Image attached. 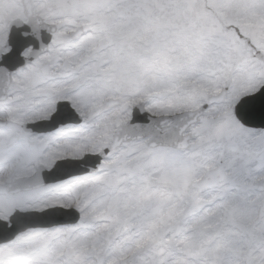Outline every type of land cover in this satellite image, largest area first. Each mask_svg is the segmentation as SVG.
Masks as SVG:
<instances>
[{
	"label": "snow or ice",
	"instance_id": "6c2138e0",
	"mask_svg": "<svg viewBox=\"0 0 264 264\" xmlns=\"http://www.w3.org/2000/svg\"><path fill=\"white\" fill-rule=\"evenodd\" d=\"M20 23L0 264H264V0H0V57Z\"/></svg>",
	"mask_w": 264,
	"mask_h": 264
},
{
	"label": "water",
	"instance_id": "95a60500",
	"mask_svg": "<svg viewBox=\"0 0 264 264\" xmlns=\"http://www.w3.org/2000/svg\"><path fill=\"white\" fill-rule=\"evenodd\" d=\"M26 30H28V28H26ZM17 54H14L13 56H16Z\"/></svg>",
	"mask_w": 264,
	"mask_h": 264
}]
</instances>
